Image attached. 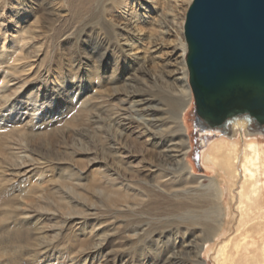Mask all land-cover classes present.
<instances>
[{"label":"bare ground","instance_id":"1","mask_svg":"<svg viewBox=\"0 0 264 264\" xmlns=\"http://www.w3.org/2000/svg\"><path fill=\"white\" fill-rule=\"evenodd\" d=\"M11 2H16L28 11L29 16L37 18L39 26H36L34 31L28 29L26 34H23L25 28L21 30L22 35L14 42L17 44L12 45L10 49L0 47V106H8L12 115L15 114L14 111L17 113V116L8 119L14 125L12 132L3 133L7 121L0 119V165L5 163L7 166L4 167L18 176L23 174L22 170L28 166L34 167L30 172L39 170L40 176L46 175L45 167H41L40 162H35L28 156L27 148L24 149V145L6 135L24 127L21 123L31 116L33 111L28 103L14 104L22 89L15 88L17 79L14 72L17 69H27L22 63L20 68H16L17 62H22L23 56L37 58L36 62L39 61L42 68L51 41L57 40L48 60L55 62L66 54L65 51L73 52L74 48L83 44L84 36L94 34L98 38L97 46L89 51L88 48H83L81 54L95 59V65L92 63L94 66L89 70L83 68L78 59L80 52H73L69 67L70 71L75 73L69 77L74 79L78 76L82 79L81 75L87 74L94 80L95 88L100 85L101 80L105 84L109 81L107 86L111 92L116 93L113 100L118 101L121 106L129 105L128 109L122 107L125 113L138 115L137 120L132 118V122L147 138L152 160L163 169L160 171L164 172L158 180L147 169L138 170L137 174L132 172L130 165L124 160L130 158L129 151H126L128 155L125 154L124 158L119 155L112 158L119 160L118 163L124 170L133 173L136 183L124 178H113L118 176L116 171L107 172L102 169L104 166L94 170L103 178L102 181L98 179L100 177H94L90 184L92 191L99 193L97 198L100 197L107 209H111L114 214L131 218L134 224H140L139 234L130 228L131 223L126 224L125 236L121 238L129 245L151 240L156 230L163 228L174 229L177 235L182 234L184 237L189 232H194L200 234L196 246L198 255H201L202 250L212 253L214 251L216 264H264V136L249 133L248 127L242 123L235 124L232 134L236 138L234 141L224 139L213 147V152L203 154L205 169L213 171L215 175L210 181V187H202L201 179L197 183L191 182L190 177L195 168L189 162L188 155L192 145L186 135L188 128L184 127L182 117L185 116L189 105L195 103L187 68L188 45L185 41L188 8L190 9L194 0H0V6H9ZM1 29L2 23L0 33ZM47 31H52V35L44 34ZM105 31L111 34L110 41L102 38ZM36 36L41 39L40 46L28 40ZM5 40L3 36V42ZM170 55H173L171 57L175 59L176 67L170 72H163L165 69L159 71L162 65L166 66L164 64L167 61L164 59ZM119 63H130L128 67H132L133 71L140 66L143 70L140 82L143 85L150 82L152 76L148 77V74L154 72L156 82L161 85L162 90L164 88L168 91L169 98L163 101L166 106H172L171 109L160 107L152 110V103L138 95H125L124 98L118 99L116 90L129 78L127 73L121 77L123 65ZM44 67L48 73L51 72L50 67ZM118 113H110L109 106L102 101L88 111L90 119L87 123L89 122L96 135V130L100 129L97 125L104 117L103 120L109 122L108 129L114 134L113 140L119 142L127 135H123L122 117ZM106 147L111 151L117 150L114 141H110ZM103 170L108 174L105 175ZM137 181L153 185H145L146 188L142 191ZM186 183H192L190 186L193 189L186 187ZM5 184L0 169V200H3L2 203L0 201V231L9 232L8 236L12 238L11 242L14 243L22 264L38 263L43 255H50L54 246L58 247V242L62 240H72L68 248L71 256L76 250L83 253L89 249L91 240H95L96 236L94 224L86 229V221L90 218L87 211L99 210H93L94 206H90L86 201L78 202L79 195L73 188L62 190V199L57 198L58 201L43 204L40 202L41 207L36 208L39 206L36 205L38 199L28 201L26 198L31 196L20 198L11 192L10 187H5ZM6 194L10 195L3 199ZM227 195L229 202H226ZM69 200L71 204L78 203L87 210H74L76 208L70 206ZM97 215L98 213L95 216ZM148 215L155 216V220L149 221L146 218L150 217ZM76 216H81L80 220L83 221L80 222ZM235 218V233L228 236L231 231L229 220L233 221ZM45 222L55 223L58 227L57 236L63 237L48 240ZM226 237L228 238L225 241L218 244L220 238ZM105 242L106 240H99L96 245H100L104 251ZM180 243H174L175 249L178 245L185 249L184 238ZM159 244L161 243L158 242L157 246ZM1 252L2 250L0 255ZM69 257L64 256L63 259ZM55 261L58 263V258Z\"/></svg>","mask_w":264,"mask_h":264},{"label":"rangeland","instance_id":"2","mask_svg":"<svg viewBox=\"0 0 264 264\" xmlns=\"http://www.w3.org/2000/svg\"><path fill=\"white\" fill-rule=\"evenodd\" d=\"M19 9L21 10L19 11ZM28 14V11L20 7L16 2H11L9 6L6 4L0 6V16H2L0 17V23L3 24V29H1L0 33V35H2L0 36V47L4 46L6 49H10L12 45L17 44L14 42L22 35L21 30L25 28V33L23 34H26L28 29L34 31L35 27L39 26L38 19ZM52 31L44 32V34L52 35ZM35 32L38 36V30ZM103 34L104 36L102 35V38L109 41L111 40L112 36L109 32L105 31ZM3 36L6 38L4 42ZM37 36L34 39L27 38L28 40H32L33 44L35 43L40 46L41 39ZM56 42L57 40L51 41L50 48H47L48 54L43 64L44 66L50 67L51 72L48 73L44 66L41 68L40 62H36L37 58L23 56L22 62H17L16 68H20L22 63L27 69H17L14 72L17 79V86L15 88H22L21 94L17 96L18 100L16 99L14 104H18L19 102L28 103L33 110L31 113L32 118L31 116H24V118L27 117L21 123L24 127L17 128L15 133L6 134L9 139H15L19 144L24 145V149L27 148L28 156L30 158L32 157L31 160L40 162V166L45 167L46 175L40 176V171L37 169H35L37 170L35 172L34 170L30 172L29 170L34 167L30 168L29 166L22 170L21 173L23 174L20 173L22 176L14 175L15 173H13V171L10 172L4 167L7 166L4 163L3 166L2 164L0 165L1 176L5 179V187H10V189H12L11 192L15 195L20 198L31 196L26 198L28 201L33 198L38 199L36 205L39 206H36V208L41 207L40 205L44 202L50 203L62 199V190L71 187L75 190V193L79 195L78 202L86 201L90 206H94L93 210L95 208L99 211H87L89 212L88 215L90 214V218L86 221V229L94 224V235L96 236L95 240L93 239L94 242L91 240V246L88 250L83 253L76 250L75 254L71 256L68 248L72 240H62L58 242V247L57 245L54 246L53 252L50 255H43L40 261L35 264H66L67 262L68 264H100L99 262H102L101 264H216L214 251L212 253L209 250H202L201 255H198V251L196 250V246L199 242L198 238L200 237L198 233L189 232L187 236L184 237L182 234L177 235L174 229L163 228L161 230H156L157 232H155L151 240H145L140 244L130 243L129 245L121 238L125 236L126 224L131 223L130 228L136 230L138 234L140 232V224H134L131 218H129V220L127 217L119 216L117 213L114 214L111 209H107L106 204L103 203L100 197L97 198L99 193L93 192V187L90 186V184L94 177H100L98 179H102V181L103 178L99 176L100 173H97L98 171L94 170L104 166L102 169H105L107 172L111 170L116 171L118 176H114L113 178H124L126 181L133 182V173L130 174L129 171L124 170L121 164L118 163L119 160L112 158L117 155L124 158L123 156L127 154L126 151H129L128 154L130 158L124 160L130 165L133 170L132 172L135 171L137 174L138 170L147 169L154 174V178L157 177L156 180L162 177L164 172L160 171V169H163L152 160L147 138L144 137L142 131L138 130L136 128L137 126L132 122V118L137 120L138 115L125 113L126 111L124 109H128L129 105L121 106L118 101L113 100V98H116V93H113V91L111 92L109 86H107L109 81L105 84L103 80H101L100 85L95 88L94 80L88 77L87 74H82V79L78 78V76L74 79L69 77L75 73V71H70V63L73 57L71 54L76 51L78 54L79 52L81 54L83 48H88V51L91 50L97 46L98 38L95 37L94 34L89 33L82 38L83 44H79L77 48L72 50L73 52H71V50L65 51L67 55L64 54L61 59L53 62L52 60H48V58L50 56V51L55 49ZM171 56L173 55L164 59L167 61L164 64L166 66L160 64L162 66L159 71L165 69L163 72H170L176 67L177 64L175 59ZM78 59L80 63H82V67L85 69L88 68V70L91 69L96 62L95 59L83 56L82 54ZM92 63H94V65ZM119 64L121 66L123 65L121 77L124 76V73H127L129 78L127 82L122 83L120 88L116 90V92H118V99L124 98L123 96L125 95H138L150 102V104L152 103L150 105L153 108L152 110L159 109L160 107H163L165 110L171 109L172 106H166L163 101L169 98L168 91L164 88L162 90L161 85L156 82L157 79L154 77V72L148 74V77L152 76L150 82L143 85L140 82V75L143 74V70L140 66L133 71L132 67H128L130 63ZM105 85L107 87H105ZM93 91L96 93L94 92L93 94ZM14 98H16V96ZM102 101L105 105L109 106L110 113L113 114L116 113V111L117 113L120 112V114H118L122 117L121 130L124 133L123 135H129V137L123 136L119 142L113 140L114 134L108 129L109 122L103 120L104 117L103 119L101 118L102 121L97 125L100 129L96 130V135L94 134L95 130L93 131L92 126L89 125V122L87 123L90 119V117H88V111L92 110V107ZM0 107H2L0 110V115L2 117L0 116V119L7 121L3 133H6V131L12 132L11 130L14 129V125L9 121V118L17 116V113L14 111L15 114L12 115L11 112H9L10 108L6 105ZM122 107L125 108L122 110ZM182 122L184 127L188 128L186 135L192 145L191 153L188 155L189 162H191L195 168L194 172L191 174L192 177H190L191 182L197 183L199 179H201L200 184L202 187H210V181L215 178V175L213 171L205 169L202 158L203 154L204 152H213V147L224 139L234 141L236 139L234 138L235 135L231 138H227V136L224 137L216 131L202 132L197 123L194 102L187 108L185 116L182 117ZM110 141L116 142L117 150L111 151L106 147ZM239 147H241V143ZM96 161L98 164H95ZM106 171H104L105 175L108 174ZM3 172L5 174H3ZM134 183H136V181H134ZM138 183L137 185H139L142 191L146 188L145 185H153L143 183L142 181ZM190 185L187 184L185 186L193 189ZM9 195L10 194L4 195L3 199H7ZM229 199V195H227L226 202H229ZM0 201L2 203L3 200ZM40 202L41 204H39ZM70 206L76 208L74 210L78 211L87 210L86 208L83 209L78 203L71 204L70 202ZM97 213L98 215L95 216ZM148 216L150 217L146 216V218L149 219V221L155 220V216ZM76 218L80 220L81 216H76ZM81 221L83 220H80V222ZM229 221L232 232L230 231L228 236H232L236 229V218L233 219V221L232 219ZM45 224L48 240L55 238L60 239L63 237L62 235H60V237L57 236L58 227L55 226V223L50 224L45 222ZM8 235V231H0V250H2L0 264H22L23 262L20 260V255H18L15 250L14 243L11 242L12 238ZM183 238L185 249H182L180 245L175 249L176 244L174 243H180ZM227 238L228 237L220 238L218 244L225 241ZM99 240H106V242L103 243L104 245L106 244V250L103 251L100 245H96ZM158 242L161 243L159 246H157ZM143 243H145V245ZM99 247L100 249H98ZM90 250L93 251L90 252ZM68 255L70 256L69 259H63L64 256ZM57 258L58 263H55V259Z\"/></svg>","mask_w":264,"mask_h":264},{"label":"water","instance_id":"3","mask_svg":"<svg viewBox=\"0 0 264 264\" xmlns=\"http://www.w3.org/2000/svg\"><path fill=\"white\" fill-rule=\"evenodd\" d=\"M185 38L201 131L264 133V0H194Z\"/></svg>","mask_w":264,"mask_h":264},{"label":"flooded vegetation","instance_id":"4","mask_svg":"<svg viewBox=\"0 0 264 264\" xmlns=\"http://www.w3.org/2000/svg\"><path fill=\"white\" fill-rule=\"evenodd\" d=\"M252 134H253V133H252ZM255 134H257V135H262V136L264 135V133H263V132H262V133H255Z\"/></svg>","mask_w":264,"mask_h":264}]
</instances>
